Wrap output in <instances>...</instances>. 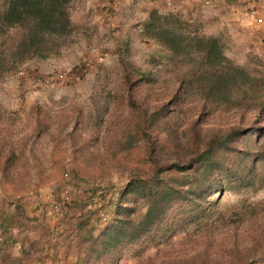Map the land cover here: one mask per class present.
I'll return each mask as SVG.
<instances>
[{"label":"trees","instance_id":"16d2710c","mask_svg":"<svg viewBox=\"0 0 264 264\" xmlns=\"http://www.w3.org/2000/svg\"><path fill=\"white\" fill-rule=\"evenodd\" d=\"M74 1L0 0V83L26 62L60 59L63 50L89 37L87 19L80 22L71 16ZM253 1L241 3L249 6ZM227 2L237 4V0ZM164 3L168 5L167 0ZM254 3L250 7L263 6L257 0ZM215 20L217 16L188 15L185 19L172 9L166 13L150 9L142 22L115 37V78L127 111L116 130L113 156L117 168L128 173V180L113 200L107 186L90 189L94 181L83 173L80 159L68 171L53 161L62 179L52 200L44 201L62 229L58 245L50 230L38 238L26 237L30 231L45 229L46 205L38 217L29 214L23 203L30 192L32 172L43 174V167L24 163L23 151L18 152L1 135L3 124L14 116L0 107V156L4 155L0 174L8 191L0 199V264H55L57 255L51 251L60 244L63 264H69L70 249L75 252L72 264H121L130 250L138 248V253H144L151 243L158 253L164 238L171 241L176 236H195L206 247L193 255L161 259L158 264H264V201L247 200L241 208L224 212L217 202H210L198 211L202 215L179 217L182 210L200 208L209 196L200 200L197 195L214 185L216 193L227 188L244 195L264 186V89L256 68L227 56L226 37L230 40L233 33L206 32V24ZM262 32L264 28L258 27L255 34ZM134 38L158 46L153 68L144 69L132 61ZM53 78L59 81L58 75ZM185 104L196 119H188L186 127L178 129L177 121L171 122ZM31 113L37 114V106ZM215 116L236 120L224 130L199 127ZM85 150L84 143L76 147V153ZM16 168L20 173L14 176ZM98 198V206L93 207ZM102 207L111 209L98 215ZM71 214L70 225L66 221ZM222 224L230 230L231 243L223 247L227 255H212L209 243L220 234ZM244 226L258 232L262 245L251 235L243 247L237 246L238 231ZM15 230L21 232L20 237ZM134 257L135 264H154L153 259H159L157 254Z\"/></svg>","mask_w":264,"mask_h":264},{"label":"rangeland","instance_id":"374dc122","mask_svg":"<svg viewBox=\"0 0 264 264\" xmlns=\"http://www.w3.org/2000/svg\"><path fill=\"white\" fill-rule=\"evenodd\" d=\"M80 0L73 2L72 18H77L74 14L75 8ZM256 0L250 2L254 5ZM264 5V0H257ZM243 0H237V4H233L234 13L241 11V23L243 29L249 35L242 33L235 35L230 40L227 38L226 54L230 59L237 60L240 63L248 61L250 65L258 71L259 84L264 89V32L259 36L255 34L258 27L255 26L247 17L250 6L244 5ZM205 11V12H204ZM182 11L179 14L183 18H187L189 14ZM204 14L214 15L208 12L207 8H203ZM75 15V17H74ZM195 18L194 16H192ZM76 20V19H75ZM78 20V19H77ZM97 24L95 18L90 22V27ZM135 24V23H134ZM219 26V27H218ZM223 29L221 24L215 21L206 24L205 30L209 34H217ZM98 33L103 32L102 28L96 29ZM238 29H236L237 31ZM217 31V32H216ZM229 31V30H228ZM228 31L226 33H228ZM115 31H109L107 38L103 42L98 41L96 33L89 32V37L83 36L79 44H72L71 48L63 50L60 59L38 60L33 59L22 65L12 77L6 78L0 83V107L7 110L14 118L1 128V135L16 148L18 152L23 151V162L31 166H42L43 174L32 172V181L28 185L30 192L24 197L23 204L29 214H36L38 217L42 214L40 208L46 205L45 201L52 200V192L61 181L62 177L59 168H54L53 161H58L60 167L68 171L76 168V158L83 167L82 171L89 180L94 181V187L90 189L97 190L101 184L107 186L108 194L115 200L118 191L126 184L128 173L117 168L119 164L114 161L113 152L116 144V130L120 120L125 116L127 106L119 96V83L115 78V64L117 60V42L114 35ZM235 33V32H233ZM110 34V35H109ZM229 35V34H228ZM260 39V40H259ZM260 41V42H259ZM247 45L249 47H247ZM254 45L257 49H252ZM133 46L135 52L132 61L144 69L153 68L155 60L153 55L158 51V46L153 42H142L134 38ZM160 54V53H159ZM76 65H81L82 69H77ZM79 67V66H78ZM160 65L156 66V70H160ZM76 68V69H75ZM83 69H87L83 72ZM63 74L61 80L54 82L56 75ZM53 80L54 83L51 81ZM48 81V82H47ZM93 97V99H92ZM162 98V97H160ZM183 105L177 113V117L171 123L176 122V128L186 127L188 119H196L195 116L188 114L189 108ZM37 106V114L31 113L32 108ZM186 112V113H185ZM190 116L192 118H190ZM41 123L36 124L37 120ZM235 118L214 117L208 118L207 121L200 123L199 127L204 131L207 130H224L230 127ZM10 141V142H9ZM86 147L83 153H76V147L82 145ZM4 159V155L0 156ZM118 157V156H117ZM20 168L13 169V175L17 176ZM65 179V178H64ZM38 186L37 190L34 187ZM216 186L206 188L203 194L197 197L207 198L200 208H193V211L182 210L183 213L174 211L179 217L188 219L190 215L194 218L199 214L201 208L210 202H217L220 210L241 208L242 202L264 201V186L256 191L241 194L233 189H222L216 193ZM7 186L4 178L0 174V199L7 194ZM106 194V197L107 195ZM108 195V196H109ZM103 197H105L103 195ZM45 200V201H44ZM101 199L95 200L97 207ZM201 200V199H200ZM45 204V205H44ZM44 223L45 229L36 230V232L26 233V237L38 238L46 235L50 230L51 237L54 242H62V234L59 227L56 226V219L53 210L50 207H44ZM9 215L12 216L11 208H7ZM111 208H101L99 214L109 211ZM201 210V211H200ZM200 211V212H198ZM224 212V211H223ZM74 216L66 221L71 225ZM264 220V219H262ZM261 220V223H262ZM264 223V221H263ZM33 224V221H32ZM31 223L29 226H34ZM201 224H204L201 221ZM58 228V229H57ZM47 231V232H46ZM200 231V230H199ZM220 234L212 238L209 243V251L212 255H227L224 246L227 248L231 240L227 237L230 230L219 227ZM228 231V232H227ZM21 232L15 230L16 237H20ZM237 246L243 247L247 237L253 235L260 243L257 231H251L246 226L240 227L238 231ZM257 234V235H256ZM23 236V235H22ZM15 237V238H16ZM195 236L191 237H174L173 240L167 241L164 238L160 244L158 253L154 246L150 243L146 252L138 253V248L130 250L127 254L126 262L121 264H135L133 255H155L159 259L154 258L153 263L158 264L161 259L164 261L173 260L176 257L193 255L205 246L204 242L198 244ZM263 241V240H262ZM260 245H262L260 243ZM61 246V244H60ZM55 247L51 253H56L55 264H63V249ZM206 247V246H205ZM133 249V248H132ZM143 249V248H142ZM64 250L66 248L64 247ZM56 251V252H55ZM69 264L74 259V249H70ZM15 254V250L13 251ZM126 255V254H124Z\"/></svg>","mask_w":264,"mask_h":264},{"label":"crops","instance_id":"0c3cea01","mask_svg":"<svg viewBox=\"0 0 264 264\" xmlns=\"http://www.w3.org/2000/svg\"><path fill=\"white\" fill-rule=\"evenodd\" d=\"M228 0H167L168 5L164 0H80L78 6L75 8L74 14L80 22L86 21L90 27V22L95 18L97 24L90 27L91 32H95L98 36V41L103 42L107 38L109 31H115L114 35H121L127 31L136 22H142L148 15L150 9H157L160 13H166L170 9L177 12L186 11V14L197 17L203 14L204 17H215L216 24H221L223 29L228 31V34L233 36L245 33L243 29L240 13H234L233 6L228 5ZM102 7H109L110 11ZM203 8H207L208 12L214 13L204 14ZM205 12V11H204ZM75 17V15H74ZM215 19V18H213ZM102 28L103 32L98 33L96 29ZM219 27V26H218ZM236 29H238L236 31ZM217 32V31H216ZM110 35V34H109ZM91 37L87 40L89 41ZM247 47H249L247 45ZM252 49H257L254 45Z\"/></svg>","mask_w":264,"mask_h":264},{"label":"built area","instance_id":"2783aa9c","mask_svg":"<svg viewBox=\"0 0 264 264\" xmlns=\"http://www.w3.org/2000/svg\"><path fill=\"white\" fill-rule=\"evenodd\" d=\"M246 15L255 26L264 28V5L251 7ZM63 76V74L58 75V79L61 80Z\"/></svg>","mask_w":264,"mask_h":264}]
</instances>
